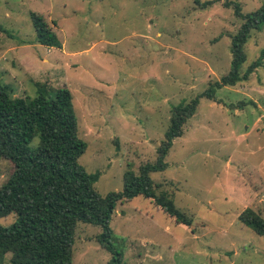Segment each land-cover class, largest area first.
Wrapping results in <instances>:
<instances>
[{
  "label": "rangeland",
  "instance_id": "rangeland-1",
  "mask_svg": "<svg viewBox=\"0 0 264 264\" xmlns=\"http://www.w3.org/2000/svg\"><path fill=\"white\" fill-rule=\"evenodd\" d=\"M213 1L200 8L193 0H0V82L14 97L68 88L86 142L78 162L100 173L97 192L118 191L126 171L156 160L171 107L228 72L242 20L224 0ZM235 1L244 13L264 2ZM31 12L43 16L61 47L36 41ZM263 48L264 25L244 45L242 72ZM165 161L166 169L151 173L157 193L170 196L191 224L141 195L117 202L110 224L122 263L264 264V235L238 217L247 207L264 217V58L247 79L199 99ZM13 171L2 158L0 186ZM99 232L77 224L73 264H108Z\"/></svg>",
  "mask_w": 264,
  "mask_h": 264
},
{
  "label": "trees",
  "instance_id": "trees-1",
  "mask_svg": "<svg viewBox=\"0 0 264 264\" xmlns=\"http://www.w3.org/2000/svg\"><path fill=\"white\" fill-rule=\"evenodd\" d=\"M205 8L213 0H193ZM242 22L231 37L230 67L226 74L200 94L171 107L169 124L160 141L154 162H146L138 173L123 174L122 188L100 194L94 183L99 172L89 173L78 160L86 142L77 134V117L72 94L66 87L53 96L39 91L34 97H14L8 84L0 82V160L7 158L14 171L0 186V217L14 214L13 222L0 224V264L7 253L11 264H73L75 228L79 222L99 226L95 236L110 253L108 264H123L122 254L113 243L110 221L117 202L135 196L151 198L177 222L190 225L166 193H157L151 173L167 167L165 157L173 140L183 134V125L196 111L199 99L214 98L215 89L248 78L262 64L260 56L242 72L247 56L244 45L253 30L264 25V2L244 13L235 0H224ZM36 41L47 47H61V41L43 16L30 13ZM38 137L35 147L30 145ZM239 220L256 234L264 235V217L245 208Z\"/></svg>",
  "mask_w": 264,
  "mask_h": 264
}]
</instances>
